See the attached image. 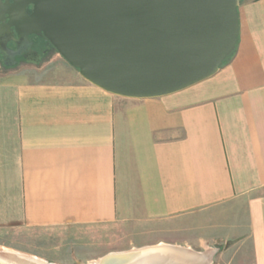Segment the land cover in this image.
<instances>
[{"label":"crops","instance_id":"obj_1","mask_svg":"<svg viewBox=\"0 0 264 264\" xmlns=\"http://www.w3.org/2000/svg\"><path fill=\"white\" fill-rule=\"evenodd\" d=\"M239 18L219 72L163 97L109 93L58 53L0 76V243L75 231L102 258L264 264V0Z\"/></svg>","mask_w":264,"mask_h":264},{"label":"water","instance_id":"obj_2","mask_svg":"<svg viewBox=\"0 0 264 264\" xmlns=\"http://www.w3.org/2000/svg\"><path fill=\"white\" fill-rule=\"evenodd\" d=\"M239 4L240 0H0V53L5 64L13 66L16 56L32 45L28 37L41 35L101 89L127 98L163 97L219 72L237 48Z\"/></svg>","mask_w":264,"mask_h":264},{"label":"rangeland","instance_id":"obj_3","mask_svg":"<svg viewBox=\"0 0 264 264\" xmlns=\"http://www.w3.org/2000/svg\"><path fill=\"white\" fill-rule=\"evenodd\" d=\"M245 0H240L242 3ZM57 53L53 50V54ZM19 67L5 68L0 64V76L8 74ZM84 236V237H83ZM0 243L21 253L37 256L53 264H96L100 260L102 250L94 247L95 240L92 235L84 234L82 237L77 232L53 233L51 231H26L14 236L7 235ZM125 246L117 247L123 248ZM204 252V248L200 249ZM220 253L216 255L214 264H229L228 261L218 262ZM212 264V263H210ZM236 264V263H231Z\"/></svg>","mask_w":264,"mask_h":264},{"label":"bare ground","instance_id":"obj_4","mask_svg":"<svg viewBox=\"0 0 264 264\" xmlns=\"http://www.w3.org/2000/svg\"><path fill=\"white\" fill-rule=\"evenodd\" d=\"M167 246L168 248L171 247L169 245ZM174 248L175 247H173V249ZM0 249L3 251L2 252L3 254H0V263L2 262L5 264H44L45 263L37 256H34L35 257L34 258L33 255H31L33 257L32 258L29 255H25L24 253L3 246L0 247ZM173 249L172 250L170 249L171 251H168L169 249L166 250L165 247L158 249L152 248V249H142V250H138L137 248V250L133 252L117 253V254H112L110 256L108 255L107 257L96 261V264H209L210 258H208L206 254L194 255V253L192 254L189 252L190 250L173 251Z\"/></svg>","mask_w":264,"mask_h":264},{"label":"flooded vegetation","instance_id":"obj_5","mask_svg":"<svg viewBox=\"0 0 264 264\" xmlns=\"http://www.w3.org/2000/svg\"><path fill=\"white\" fill-rule=\"evenodd\" d=\"M28 12L30 13V8L28 9ZM28 40L32 42V45L26 52L16 56L15 64L13 66H7L5 64V58L1 53L0 64L5 68L38 66L44 64L51 58L53 50L55 49L43 36L31 35L28 37ZM8 46L13 50H16V44L14 42H9Z\"/></svg>","mask_w":264,"mask_h":264},{"label":"trees","instance_id":"obj_6","mask_svg":"<svg viewBox=\"0 0 264 264\" xmlns=\"http://www.w3.org/2000/svg\"><path fill=\"white\" fill-rule=\"evenodd\" d=\"M234 53H235V51L231 54V56H229L226 60H225V62L223 63V65L225 64V63H227L229 60H230V58L234 55ZM222 65V66H223Z\"/></svg>","mask_w":264,"mask_h":264}]
</instances>
